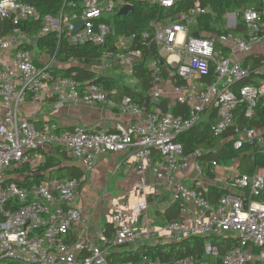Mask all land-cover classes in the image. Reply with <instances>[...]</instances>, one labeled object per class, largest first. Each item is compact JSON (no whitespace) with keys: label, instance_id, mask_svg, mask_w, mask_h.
<instances>
[{"label":"built area","instance_id":"built-area-1","mask_svg":"<svg viewBox=\"0 0 264 264\" xmlns=\"http://www.w3.org/2000/svg\"><path fill=\"white\" fill-rule=\"evenodd\" d=\"M146 1L166 9L181 2ZM125 4L133 5L131 0H81L80 7L70 9L65 0L56 14L43 15L26 0H0V264H211L195 256L163 260L145 255L139 261H119L115 256L123 248L195 236L239 240L221 264H264V173L241 172L242 152L226 164L223 175L216 176L220 163L213 160L204 166L201 150L186 153L179 139L207 123L222 138L221 144L232 142L239 151L256 146L264 153V127L236 123L240 107L251 120L262 102L264 106V59L258 65L244 64L245 54L264 45V6L226 11L221 15L222 31L215 32L197 28L201 16L216 17L202 5L153 21L154 36L143 33L142 43L155 42L163 62L153 58L147 63L153 87L147 95L151 109H146L127 95L117 101L110 96L116 90L101 84L55 76L50 69L58 63L56 55L37 48V39L50 33L57 34L59 44L63 39L73 45L104 44L115 29L98 19L112 17ZM240 14L245 35L231 32ZM8 18L11 28L6 30ZM24 20L41 26L27 30ZM80 20L83 26L73 32L71 25ZM134 37L117 35L119 49L102 56L97 73L118 78L124 71L136 77L135 65L143 54L130 48ZM49 99L56 108L68 102L102 104L129 113L132 120L112 131L75 125L59 132L56 121L38 127L35 120L22 116L23 105ZM176 104L182 105L177 113L172 110ZM53 146L67 150L73 163L83 168L80 179L53 178L28 186L12 180L39 166L45 160L41 151L49 152ZM107 154H121L135 181L112 202L107 225L90 234L88 219L76 201L97 159ZM209 166L211 175L206 173ZM23 168L29 171H16ZM214 177L245 193L228 191L214 203L208 197L213 182L208 178ZM165 194L170 196L169 205L179 201L175 219L163 220L165 208L157 213L153 207ZM205 256L218 258L217 246L206 243Z\"/></svg>","mask_w":264,"mask_h":264},{"label":"trees","instance_id":"trees-1","mask_svg":"<svg viewBox=\"0 0 264 264\" xmlns=\"http://www.w3.org/2000/svg\"><path fill=\"white\" fill-rule=\"evenodd\" d=\"M38 7L41 13L56 14L65 0H26ZM134 5V11L126 14L116 13L110 18L101 17L98 20L107 22L115 29V34L107 37L104 44L95 45L92 43H85L80 45H73L67 40L63 39L59 44L57 34L50 33L37 39V48L39 51L56 55L57 64L50 69L55 76L76 78L79 81L89 80L96 84H101L109 90H116L115 94H111L117 101H120L123 96H130L132 102L144 107L148 93L153 87V78L151 71L147 67L149 60L156 58L163 62L159 53V48L155 42L150 41L149 45L142 43V35L148 32L153 38L154 28L153 21L157 19L165 20L169 16H174L179 10H188L189 8L202 5L210 7L216 12V17L213 19L209 15L201 16L199 18L197 28L199 30L209 31H222L220 28L221 15L226 11H236L243 6H255L256 9L262 10L264 0H181L178 7L166 9L158 4L151 3L146 0H131ZM67 5L70 9L78 8L81 5V0H67ZM23 28L36 31L41 26V23L33 20H24ZM6 30L11 28V19L6 20ZM230 30H225L229 32ZM246 26L241 14L238 16L236 28L231 30L233 33L245 35ZM119 34L128 37L135 35L130 42V48L141 49L143 57L135 65V76L139 81L140 88H134L125 82H122L113 74H98L96 69L101 64L102 56L109 52L118 50L116 44V36ZM264 59V54L248 53L245 58L244 64H260ZM166 76V72H164ZM264 101V100H263ZM263 102L256 110V116L249 120L245 119L242 113L243 107H240L236 117V123L240 126L248 127H264V106ZM146 109H151L150 106H145ZM167 107V100H164V108ZM182 105L176 104L173 106V112L177 113L181 110ZM47 121H36V125L41 127ZM55 122V120H49ZM73 127L60 126L58 131L72 130ZM113 130V129H112ZM110 130V131H112ZM180 141L184 145L185 152H192L200 149V161L205 166L206 162L218 161L220 164H226L234 157L242 154L241 171L244 173L252 174L256 170L264 173V153L253 146L247 145L241 151L233 148L232 142H225L221 144L222 138L215 136L211 130L210 125L203 123L195 128L184 132L180 136ZM245 152V153H244ZM44 153L45 160L34 169L28 170L23 168L16 170L18 172L29 171V174L24 178H13L18 184L28 186L35 183H41L53 178H78L80 179L84 173L83 168L73 163V158L69 152L61 146H53L49 152L41 151ZM211 167L206 168V173L211 175ZM85 182L83 183V185ZM82 185V186H83ZM228 191L245 193V190L234 188L231 189L220 185H211L208 189V197L217 203L219 197ZM156 212L160 213V211ZM163 220H172L178 216L179 201H174L171 205L167 206L165 211H162ZM211 243L217 246L219 257H206L205 245ZM239 245V240L231 237L224 236H195L186 238L180 242L175 243H158L153 246L138 245L132 248H123L120 252L116 253V259L119 261H139L143 256L148 255L152 258L160 257L163 260H171L173 258H183L186 256H195L211 262V264H221L223 256L226 255L229 249L235 248Z\"/></svg>","mask_w":264,"mask_h":264},{"label":"crops","instance_id":"crops-1","mask_svg":"<svg viewBox=\"0 0 264 264\" xmlns=\"http://www.w3.org/2000/svg\"><path fill=\"white\" fill-rule=\"evenodd\" d=\"M255 48L250 53L260 54L257 49L255 50ZM246 55L247 54H245V56ZM119 79L124 82L121 78ZM22 111V116L26 118L33 119L35 121L55 120L60 126L67 128L73 127L75 125H82L89 129L112 130L117 124H128L132 120V116L129 113H123L117 109L103 106L102 104L91 105L68 102L62 108H56L53 99H49L42 104H31L28 102L22 106ZM230 162L231 161L226 164H229ZM226 164H220V166L216 168V176L224 174ZM241 165L239 167L240 171ZM259 172L262 173L261 171ZM208 179L213 180V182L208 185V189L211 185L217 184L224 186L225 184L219 180H214L215 177ZM208 179L206 180L209 181ZM90 180H93L99 185L101 184L102 186L110 188L108 192L116 194L118 197L125 194L132 187L133 182L135 181V175L129 172V170L126 168L124 165V158L121 154H107L100 156L97 159L96 167L90 174L89 181ZM227 187L234 189L230 186ZM81 188L79 189L78 194L81 193ZM117 197H115L113 201ZM169 197L170 196L165 194L159 198L157 202L153 204L155 211H159L164 208L166 209V207L170 204L168 201ZM76 205H78L84 211L86 218L88 219L90 234H94V232L107 225V220L101 222L96 218L93 219L91 214L87 212L89 207L85 206L81 201L78 200V198Z\"/></svg>","mask_w":264,"mask_h":264},{"label":"rangeland","instance_id":"rangeland-1","mask_svg":"<svg viewBox=\"0 0 264 264\" xmlns=\"http://www.w3.org/2000/svg\"><path fill=\"white\" fill-rule=\"evenodd\" d=\"M259 53L264 54V46L258 45L255 50ZM125 83L132 85L134 88H140L139 81L136 77L129 75L127 72L119 73ZM110 188L97 184L93 180L86 182L81 188V193L78 194V200L81 201L85 206H88V213L97 220L106 221L107 215L109 214V208L112 205V201L116 194H112L109 191ZM90 217V215H89ZM95 233V232H94Z\"/></svg>","mask_w":264,"mask_h":264},{"label":"water","instance_id":"water-1","mask_svg":"<svg viewBox=\"0 0 264 264\" xmlns=\"http://www.w3.org/2000/svg\"><path fill=\"white\" fill-rule=\"evenodd\" d=\"M134 11V6L132 4H125L124 6H122L119 10V14H126L128 12H133ZM84 22L82 20L80 21H77V22H74L72 25H71V29L73 32L79 30L82 26H83ZM195 35H198V32H195ZM148 98L146 99V102H145V106H147V103H148Z\"/></svg>","mask_w":264,"mask_h":264},{"label":"bare ground","instance_id":"bare-ground-1","mask_svg":"<svg viewBox=\"0 0 264 264\" xmlns=\"http://www.w3.org/2000/svg\"><path fill=\"white\" fill-rule=\"evenodd\" d=\"M180 38H181V36H180Z\"/></svg>","mask_w":264,"mask_h":264}]
</instances>
